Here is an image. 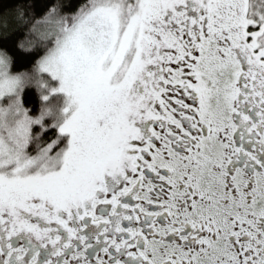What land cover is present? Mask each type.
Segmentation results:
<instances>
[{"label": "snow or ice", "instance_id": "1", "mask_svg": "<svg viewBox=\"0 0 264 264\" xmlns=\"http://www.w3.org/2000/svg\"><path fill=\"white\" fill-rule=\"evenodd\" d=\"M0 264H264V0L0 10Z\"/></svg>", "mask_w": 264, "mask_h": 264}, {"label": "trees", "instance_id": "2", "mask_svg": "<svg viewBox=\"0 0 264 264\" xmlns=\"http://www.w3.org/2000/svg\"><path fill=\"white\" fill-rule=\"evenodd\" d=\"M13 3H15V0H0V10H3V8ZM37 3L39 4V0H37ZM9 44L10 47H12V53L16 57V71H24L27 68H30L31 63L29 61L33 58L25 55L23 52L16 50L11 41ZM26 100L30 106H35L37 109L39 108V94L35 87H32L27 91Z\"/></svg>", "mask_w": 264, "mask_h": 264}]
</instances>
